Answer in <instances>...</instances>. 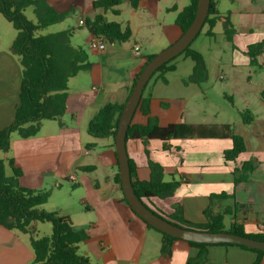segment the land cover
Here are the masks:
<instances>
[{
  "label": "crops",
  "instance_id": "obj_1",
  "mask_svg": "<svg viewBox=\"0 0 264 264\" xmlns=\"http://www.w3.org/2000/svg\"><path fill=\"white\" fill-rule=\"evenodd\" d=\"M59 14L73 18V48H79L78 39L84 40L85 51L91 68L69 79L67 84L66 110L60 121L44 120L37 136L22 139L11 134L10 149L2 153L1 160L12 159L22 171L19 184L31 190L54 187L61 192L57 204L44 210L68 217L75 232L86 234L77 246V253L87 259V264H189L200 250L178 240L173 242L171 255L161 253L162 238L146 227L131 208L123 202L121 186L114 182L118 164L111 139L95 140L87 134L88 122L101 107L108 103L125 104L128 88L140 75L149 56H155L181 37L176 23L177 16L189 5L190 0H141L136 9L127 1L120 7L121 15H105L107 21L121 26L129 25L131 38L123 44H106L103 52L89 48L94 37L79 21L92 20L96 0H45ZM217 13L227 16L234 28L231 42L227 41L222 23L216 22L208 36L209 27L204 25L191 45L204 61L208 78L199 85L185 84L194 68V62L184 56L170 65L174 70L156 74L143 89L141 101L133 114L131 124L145 126L149 119L159 126L185 124L193 127H216L228 125L234 134L243 138L246 151L233 163H225L223 153L231 149L229 139H175L158 140L127 139L126 152L133 167V180L147 182L151 171L149 163L163 168V181L179 183L172 196L144 200L154 212L168 219L180 215L194 224L206 222L203 211L213 195H234L232 200H214L213 213L231 208L233 202L247 206L234 217L226 216L225 226L236 222L243 225L247 234H264V103L259 94L264 90V49L259 56L260 80L240 77V70L248 74L247 47L264 43V0H212ZM111 15V19H108ZM125 16L127 18H125ZM118 19V20H117ZM1 24V23H0ZM66 29V30H68ZM84 29V30H82ZM64 31V30H63ZM8 42H0V131L13 123L21 83V68L17 58L10 52ZM138 47L140 56L134 49ZM190 60V61H188ZM222 68L231 72L224 75ZM215 79L229 82L225 86V98L236 93L244 100L255 99L254 106L246 108L255 119L250 125L240 121L231 124H214L205 117V86L209 84L212 71ZM251 70V69H250ZM242 72V71H241ZM175 91L174 94L171 92ZM148 105L145 115L141 106ZM194 106V110L189 107ZM201 115V116H200ZM207 119V120H205ZM91 145L90 148H86ZM255 159L259 165L247 182L234 187L232 169L242 162ZM80 167H93L92 172H81ZM70 177L75 181L71 182ZM67 183L72 189L64 187ZM48 204V203H47ZM38 225L34 224L36 230ZM20 234V233H18ZM14 231L0 226V264H30L33 251L30 239H21ZM206 256L198 264H253L258 258L254 252L236 247L212 245L205 248ZM260 264H264L261 257Z\"/></svg>",
  "mask_w": 264,
  "mask_h": 264
},
{
  "label": "trees",
  "instance_id": "obj_2",
  "mask_svg": "<svg viewBox=\"0 0 264 264\" xmlns=\"http://www.w3.org/2000/svg\"><path fill=\"white\" fill-rule=\"evenodd\" d=\"M124 1H127L133 9H136L141 2V0H96L92 3V9L97 13L92 20L85 21L84 25L94 38L101 39L106 44H123L130 40L131 30L128 24L123 27L118 22L107 21L105 18L107 13L114 17H119L121 15L120 7ZM196 5L197 0H190L189 5L177 16L176 23L181 30V35L185 33L191 24L196 12ZM28 8L33 9V14L36 18L35 24L25 16V11ZM0 14L12 24L17 32L15 39L10 45V52L17 58L21 68V83L18 103L14 110V120L11 125L0 131V152L5 153L10 149V136L12 133L16 132L20 138L28 139L37 136L42 121H60L66 110L65 104L69 79L80 72L89 70L91 63L83 48H73L71 46L72 29L44 36L35 35L40 29L61 22L69 15L57 13L45 0H0ZM219 21L222 23L223 33L227 41L231 42L234 28L227 16H220L217 13L211 0L204 23V25L209 27L208 36H212L210 29ZM190 47L191 45L179 55L194 62L192 73L185 83L199 85L207 80V70L202 56ZM263 49V42L247 47L246 55L249 58L250 68H261L258 58L262 54ZM153 57L149 56L145 65ZM176 58L161 66L151 78L156 74L173 71L174 66L170 64ZM138 76L128 88V97ZM259 97L264 103V90L260 92ZM124 105V103H108L101 107L88 122L87 134L95 140L111 139L114 141ZM141 109L145 115L149 114L148 105L141 106ZM239 117L244 125H250L255 119L254 115L247 109L240 112ZM191 138L229 139L232 147L223 153L225 163L235 164L237 159L246 151L243 138L234 134L228 125L220 128L193 127L185 124H171L161 127L156 120L149 119L145 126L130 123L126 140H158L165 143L175 139ZM90 146L87 145L86 148H90ZM6 163L10 169L11 176H7L5 163L0 159V226L9 231L30 235V247L33 251V261L30 264H87V259L77 253V246L85 240L86 234L83 231L75 232L68 217L59 216L56 213L44 210L42 206L47 203L48 193L43 190H31L22 187L19 184V180L22 177L21 169L14 164L12 159H9ZM258 165L259 163L255 159H251L242 162L239 167H234L232 169L234 187L247 182L250 175L258 168ZM129 167L134 193L143 202L151 198H168L173 195L179 185L178 182L173 180L169 182L163 181V168L158 164L149 163L151 176L147 182L134 181V171L130 161ZM77 170L92 172L94 168L80 167ZM114 182L121 186L118 174L115 175ZM215 199L234 201V195L221 194L211 196L208 207L203 211L206 220L203 224L190 223L180 215L164 219L175 226L190 230L212 233L227 232L264 242V234H247L240 223L234 222L228 227L225 226L224 219L226 216L234 217L239 211L247 210V206L233 202L231 208H225L222 212L213 213L211 205ZM123 202L129 206L124 196ZM154 213L157 214L156 212ZM133 214L136 215L134 212ZM36 223H49L51 225V235L36 239L32 238L35 231L33 225ZM143 223L148 229L161 235V253L170 256L173 242L179 239L155 230L144 221ZM187 243L189 246L200 250L198 257L193 262H189V264H198L203 261L206 256L205 248L210 245ZM221 245L236 246L256 253L258 258L253 264H260L261 257H264V253L258 250L238 245Z\"/></svg>",
  "mask_w": 264,
  "mask_h": 264
},
{
  "label": "water",
  "instance_id": "obj_3",
  "mask_svg": "<svg viewBox=\"0 0 264 264\" xmlns=\"http://www.w3.org/2000/svg\"><path fill=\"white\" fill-rule=\"evenodd\" d=\"M211 0H197L194 18L181 37L172 45L156 54L143 68L121 112L114 138V150L118 164V175L123 195L131 210L155 230L170 237L195 244L204 245H238L264 253V242L227 232L212 233L175 226L155 214L135 195L130 175L129 161L126 152L127 130L136 111L144 87L151 76L164 64L183 53L202 30L208 15Z\"/></svg>",
  "mask_w": 264,
  "mask_h": 264
},
{
  "label": "rangeland",
  "instance_id": "obj_4",
  "mask_svg": "<svg viewBox=\"0 0 264 264\" xmlns=\"http://www.w3.org/2000/svg\"><path fill=\"white\" fill-rule=\"evenodd\" d=\"M170 1L173 0H169L168 3H170ZM25 16L26 18L31 21L33 24L36 23V18L33 14V9L32 8H28L25 11ZM108 19H111V15L107 16ZM125 18H127L125 16ZM118 20V19H117ZM0 42H8L9 41V37L13 36L14 33L17 34L16 30L13 28L12 24L9 23L8 21H6L2 15L0 14ZM76 25V20L73 18H69L66 20H63L61 22H57L52 26L40 29L39 31H37L35 33L36 36H44V35H48V34H53V33H57L63 30H66L68 28H72V26ZM84 30V29H82ZM70 44L71 46H75L76 42L73 41L72 39L70 40ZM78 46L83 48L85 50L86 46L84 45V40L83 37L82 39H78ZM195 45V44H194ZM191 45V49H193L195 46ZM182 57V56H181ZM177 59H180V57H178ZM190 61V60H188ZM251 69V70H250ZM248 71V74L246 75L245 70H240V75L242 74V76L245 78L246 76L251 77L254 81H258L261 79V77L259 76L258 71H256V69L250 68ZM223 70V74L226 75L227 77H231L232 73L231 72H227L226 68H222ZM212 71V75H211V79L209 80V84L205 86L206 90L204 91V102L202 101V98L199 99V102L203 103V111L205 113V117L208 119V115L211 114H215L216 118H210V121L214 124H231L230 126H232V123H236L238 121H240L239 119V113L242 112L243 110H245L246 108V104H251V106H254V103L257 101L255 99H248V100H244L240 97L239 94H235L234 96H232V98H225L224 97V93L227 92L225 86L227 85V83L229 82L228 80L225 81H221L218 79H215V74L216 71L215 70H211ZM242 71V72H241ZM207 78H208V72H207ZM187 81V80H186ZM188 84V83H185ZM192 84V83H190ZM172 94L175 93V91L171 92ZM194 106L189 107V110H194ZM248 110H250L248 108ZM201 116V115H200ZM205 119V120H207ZM12 134H17L16 132L12 133ZM3 152H0V157H2ZM5 168H6V174L7 176H11V172L10 169L7 166V163L5 162ZM65 182H63L64 187H68L69 190H71L72 188L69 185H64ZM67 184V183H65ZM46 191L48 193V200L47 203L42 206L43 207H48L50 205L53 204H57L60 202L61 200V192H57L54 187H45ZM37 228L34 231V234L32 235V238L36 239V238H42V237H48L51 235V225L49 223H36ZM16 234H18V232H16ZM19 237L21 239H30V235H25V234H18Z\"/></svg>",
  "mask_w": 264,
  "mask_h": 264
},
{
  "label": "built area",
  "instance_id": "obj_5",
  "mask_svg": "<svg viewBox=\"0 0 264 264\" xmlns=\"http://www.w3.org/2000/svg\"><path fill=\"white\" fill-rule=\"evenodd\" d=\"M79 25L80 26L84 25L83 21H79ZM88 46H89L90 49H95L97 51L103 52L105 50V48H106V43L103 40H101V39L94 38L89 43ZM134 53H135L136 56H140V50H139L138 47H136L134 49ZM70 181L74 182L75 181L74 177H70Z\"/></svg>",
  "mask_w": 264,
  "mask_h": 264
}]
</instances>
